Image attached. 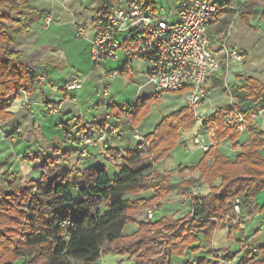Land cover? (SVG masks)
Instances as JSON below:
<instances>
[{
  "label": "trees",
  "instance_id": "obj_1",
  "mask_svg": "<svg viewBox=\"0 0 264 264\" xmlns=\"http://www.w3.org/2000/svg\"><path fill=\"white\" fill-rule=\"evenodd\" d=\"M119 1L100 0L98 12H107ZM135 1L146 10L158 11L153 0ZM209 1L219 9V23L210 31L211 37L227 34L238 11L247 23L258 16V0L243 4L239 0ZM262 6L264 14V4ZM49 13L38 10L30 0H0V120L11 116L7 111L9 98L37 89L36 71L24 63V52L15 50L12 44L16 38L44 25ZM237 76L239 83L226 85L223 75L218 74L206 90L223 88L238 104L264 100V78ZM159 99L151 95L134 104H113L115 122L99 121L88 128L86 134H93V128L138 126ZM228 107L229 104L220 105L206 116L204 126L215 122L217 144L212 145L194 166L200 175L185 181L173 182V172L160 171L156 164L170 155L183 132L199 120L187 105L162 118L145 135L149 141L146 150L134 147L122 153L118 148H107L113 157L124 159L115 176L109 175L107 166L101 161L85 169L54 171L25 182L17 174L6 172L0 187V264H72L73 259L98 264L108 253L127 255L133 259L132 264H219L236 259L237 251L214 247V234L224 228L222 221L227 216H234L236 197L241 198L243 215L252 209L259 193L264 191V156L261 153L264 130L251 122L247 131L250 137L238 148L241 134L227 126L224 117ZM123 116L128 121H124ZM63 131L71 140L69 122H64ZM226 138L236 150L235 160L219 149ZM56 162V159L47 158L45 168ZM219 178L220 184H215ZM203 183L210 185L209 193L191 189ZM173 187L183 189L191 199L187 212L180 217L165 213L158 219L148 218V215L139 218L146 207L157 204L160 209ZM148 190L154 192L151 198L140 196ZM129 194L133 197H128ZM259 212L264 214V203ZM130 223H137L138 227L131 234H125ZM229 229V237L244 231L233 222ZM248 245L236 264H264V245L259 246L255 257L249 252L252 243L243 246ZM183 257L185 261L177 263Z\"/></svg>",
  "mask_w": 264,
  "mask_h": 264
},
{
  "label": "crops",
  "instance_id": "obj_2",
  "mask_svg": "<svg viewBox=\"0 0 264 264\" xmlns=\"http://www.w3.org/2000/svg\"><path fill=\"white\" fill-rule=\"evenodd\" d=\"M30 2L38 10L51 12L59 20L49 26L42 25L27 35L16 38L12 44L15 50L24 52V63L33 68L38 76L42 75L44 80L35 91L31 93L22 91L8 100L7 111L11 112V116L0 120V187L6 172L17 174L21 181H27L39 179L43 174L54 173V171H65L76 167L85 169L97 165L102 159L116 164L123 162V157H113L107 152V148L115 147L125 153L128 148L136 147L133 139H129V133L127 134L130 132L128 125L123 128L119 127V134L112 135L107 145H85L77 138V134L87 133L88 128L104 119H107L110 124L115 122L111 106L113 104H128L117 102L122 87L131 88L133 91L132 99L134 100L130 104L156 93L155 88L148 81L146 73L150 67L149 63L138 61L130 72L110 80L107 77V71L117 68L123 63L122 55L115 60L94 62L91 56V42L95 36L94 21L100 7L96 8L92 0H30ZM261 16L258 14L248 23L240 16H235L232 20L227 32V43L232 48L241 49L245 53L246 59L243 63L232 65L228 71L225 69V63L222 62L220 75H223L226 85L239 83L237 74L264 78V18L262 19ZM50 29H54V32L48 35L47 32ZM220 35L213 34L212 36V44L215 48H218L222 39ZM107 61H111L112 64L102 66V63ZM82 76L88 79L81 89L65 91L62 88L67 81ZM112 84L116 87L115 91H113ZM209 85L210 82L207 87ZM53 86L59 87V90H53ZM105 86L110 88L108 107L93 106L91 99H99L100 92ZM157 97L160 100L163 98L162 95ZM232 98L223 88L211 89L208 91V100L202 104L198 116L209 115L218 106L229 104ZM185 105H187V101L179 108ZM240 106L246 110V114L250 117L258 106L264 107V100L248 101L241 103ZM53 107H56L55 111H51ZM123 120L127 119L123 116ZM64 122H69L71 140L64 135ZM252 122L264 129L263 117H258ZM156 124L148 133L155 128ZM200 128L201 122L197 121L192 128L182 134L185 139L191 138L188 148L184 146L187 151L186 159L189 154L197 153L200 158L191 160V163H187V160L179 162L180 159H175L173 153L178 147L183 146L181 142L168 157L173 161V164L179 165L180 170H193L192 173L197 176L200 175V172L193 168L205 154L201 149V143L193 141ZM92 133H96L95 128ZM249 137V132L241 134L237 143L238 148ZM75 138L77 139L75 140ZM228 143H230L229 138H226L221 142L219 149L235 160L236 150L232 144L228 149V146H225ZM83 150L86 151L85 155L80 154ZM261 153L264 156V148ZM47 158L56 159L57 162L53 166L45 168ZM163 161L156 164L157 168H162ZM220 182L219 178L215 184H220ZM193 190L207 194L210 192V185L203 183L202 186H194ZM261 194L264 199V191L260 192L258 197ZM153 195L154 192L151 191V193H142L140 196L151 198ZM263 203L264 201L260 203L258 201L253 205L255 215L250 223L241 216V219L246 223L244 231L233 233V237H229V228L216 231L213 239L214 247L221 248L217 246L219 234L224 235L221 240L223 248H229L232 252L240 250L238 255L242 254L241 247L247 242L256 246L264 245V214L259 212V207ZM179 261L180 263L184 262L185 257Z\"/></svg>",
  "mask_w": 264,
  "mask_h": 264
},
{
  "label": "built area",
  "instance_id": "obj_3",
  "mask_svg": "<svg viewBox=\"0 0 264 264\" xmlns=\"http://www.w3.org/2000/svg\"><path fill=\"white\" fill-rule=\"evenodd\" d=\"M240 4L252 0H239ZM240 9V6L237 8ZM218 6L209 0H177V8L174 12L175 19L170 16H162L159 11L144 9L135 0H120L107 12L99 13L94 21L95 36L91 42V56L94 62L115 60L120 55L124 56L122 66L107 71L110 80L119 75L130 72L135 63L145 61L150 67L146 71L148 81L157 90L170 92L187 91V106L197 115L202 104L208 100L207 85L220 74L222 62L228 71L234 64L243 63L246 59L241 49L232 48L226 38L222 37L218 48L212 44L210 31L218 25ZM236 16H239V11ZM50 12L44 19V25L49 26L58 21ZM87 77H75L63 85L65 91H76L83 87ZM44 77L39 75L35 86L39 87ZM53 90L59 87L53 86ZM110 88L105 86L100 92L99 99H91L93 106L109 105ZM156 96L160 93L156 91ZM56 107L51 108L55 111ZM127 111H124V115ZM203 124L206 116H198ZM227 126L237 130L240 134L246 133L252 120L258 117L264 119V107L258 106L254 113L248 117L246 110L237 103L235 98L229 102V107L224 110ZM126 119V118H125ZM215 122H210L204 127L209 128L211 142L204 144L201 137V146L208 151L212 145L217 144V136L214 130ZM264 130V129H263ZM119 132L118 126L100 127L93 135L80 132L79 139L85 145H107L111 134ZM79 134V133H78ZM133 137L140 149L146 150L149 141L140 131L136 130ZM182 144L187 146L188 141ZM80 154L85 155L83 150ZM234 215L241 214V198L234 201ZM149 217H153L154 210L147 211ZM234 223H238L242 229H246V223L239 217H229ZM250 256L255 257L259 253V247H250ZM234 260L221 261L220 264H236ZM246 264V263H244Z\"/></svg>",
  "mask_w": 264,
  "mask_h": 264
},
{
  "label": "rangeland",
  "instance_id": "obj_4",
  "mask_svg": "<svg viewBox=\"0 0 264 264\" xmlns=\"http://www.w3.org/2000/svg\"><path fill=\"white\" fill-rule=\"evenodd\" d=\"M92 1L94 2V6L96 8H99L101 6V3H100L99 0H92ZM153 1H154V6L156 7V10H158L161 13L162 16L166 17L168 15V16H170V20H172V21L175 19L174 12H175V10L177 8V0H153ZM258 1H259V4L256 5L257 8H258V11H259L258 14H260V16L263 15V16H261L262 19H263L264 18V14L262 12V9H263L262 4H264V0H258ZM237 17H239V16H237ZM53 32H54V29H50L49 32H47V34L49 35V34H52ZM220 36L224 37V38H227V34L221 33ZM122 57L124 58L123 55H122ZM110 64H112V62L111 61H107L105 63H102V66H110ZM115 64H117V62H115ZM120 66H122V63L119 65V67ZM112 88H113V91L116 90V87L113 84H112ZM156 91H158L160 93V95H162L163 98H161V100L159 99L157 102H155L153 104L150 113L141 120V122L144 121L141 124V126H139L140 124L138 125L139 127L138 126H133L132 124H129V126H128L130 132H127V134L129 133V139L130 140L133 139L136 147H137V144H136L135 139L133 137L134 131L138 130L143 135H146L148 133V131L152 129L154 124H156L162 118H164L167 115H169L172 111L178 109L182 104H184L187 101V98H188V92H170V91L159 90V89H157ZM132 92L133 91H132L131 88H125V86H124V88L122 87L120 92H119L120 94L118 95L117 102H123V103H128V104L132 103L133 100H134V99H132V96H133ZM205 102H207V101H205ZM102 115H104V114H102ZM207 130L208 129L205 128L203 126V124H201V128L199 130L200 133L199 132L198 133L202 134V142L204 144H209L211 142L209 131H207ZM198 133H197V135L194 138L192 137L193 141L195 143L196 142L197 143H201V141H200L201 137H199ZM118 134H119V132L116 133V134H111V136L112 135H118ZM77 135L79 136L80 133L77 134ZM190 140H191V138H187L186 139V141H188V142ZM182 141L184 142L185 138L181 136V140H180L181 144H182ZM230 145H231V142L228 143V145H225V146L226 147L228 146V149H229ZM184 146L185 145H183L181 147H178L175 150V153H173V156L175 157V159L176 158H178V160L180 159L179 162H184V160H187V163H191V160L196 159V158L197 159L200 158L198 156V153H197L195 155L194 154L193 155L189 154L188 155V159H186L187 157H185V154L187 153V151L184 148ZM185 147L188 148V145L185 146ZM201 149H202V151L206 152L204 150L203 146H201ZM170 155H171V153H170ZM168 157L163 159L164 161L161 163V167L164 168V169H162V168L161 169L158 168V169L160 171H165V170L172 171L173 174H172L171 180L173 182L177 183V182H180V181H185V180L191 178L192 176H197L196 174L192 173L193 170L192 171H190L189 169H187V170L185 169V171L184 170L183 171L180 170L178 168L179 165L177 166V164H173V161H171V159H169ZM101 162H103L107 166V169H108V172H109L110 176H115V174L118 172L119 165L122 163V162H118V164H116V163H113V162L105 161L103 159L101 160ZM193 169L197 170L198 168H193ZM150 172L151 171H149L147 173H150ZM2 182L4 183V180ZM22 182H25V181H22ZM193 187L194 186H192V188H191L192 190H193ZM149 192L151 193V191H149V190L148 191H144L142 193H149ZM262 195L263 194H261L258 197L259 203L264 201V199L262 198ZM128 197H133V196L131 194H129ZM190 201H191V199L188 197V195L186 194V192L183 189H181L179 187H173L171 189L169 195L163 200V206L160 209H158L157 204L153 205L152 209L155 210L154 211V215H153V219H158L165 213L174 214L176 217H180L185 212H187L189 210ZM149 209L150 208H148V207L144 208L143 212L139 215V218H142V219L146 218L147 217V210H149ZM254 215H255V208L253 206L252 209L250 211H248V213H244L243 215L241 214L238 217L241 219V216H243L242 218L246 219L247 222L250 223L252 221V218H253ZM230 217H234L235 219L238 218L235 215L234 216L230 215ZM148 218H151V217L148 216ZM232 222L234 223L233 220L229 219V216L226 217L224 222L222 221V223L224 224V228H229V225ZM137 227H138L137 223H130L125 228V234H131L132 232H134V230H136ZM224 228H220V229H224ZM220 229H218V230H220ZM240 229H242V228L240 227ZM223 236H224L223 234H219V236L217 238V240H218L217 246L221 247V248L224 247L223 243L221 242ZM248 247H249V245L248 246H242L241 249L245 250ZM239 251L240 250H237V252H239ZM190 255L193 256L191 253H190ZM238 256L239 255L237 254L236 258H238ZM132 262H133V259H129V257L127 255H122V254H118V253H108V254H105V255L102 256V258L99 260L98 264H132ZM179 262L180 261L178 260L177 263H179ZM72 264H85V263L83 261L79 260V259H73L72 260Z\"/></svg>",
  "mask_w": 264,
  "mask_h": 264
}]
</instances>
